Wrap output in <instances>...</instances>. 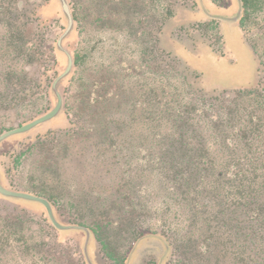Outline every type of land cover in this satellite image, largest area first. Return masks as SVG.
Returning <instances> with one entry per match:
<instances>
[{"label":"rangeland","instance_id":"obj_1","mask_svg":"<svg viewBox=\"0 0 264 264\" xmlns=\"http://www.w3.org/2000/svg\"><path fill=\"white\" fill-rule=\"evenodd\" d=\"M67 1L70 9L74 8L76 21L63 48L73 61L78 58L80 68L75 74L73 67L58 86L63 109L56 119L0 144V181L16 192L24 191L15 187L39 180L50 188L48 172L45 176L40 172L42 167H56L57 200L44 199L61 225L90 231L88 254L93 264H119L130 239L126 240L127 235L109 238L112 256L106 261L97 236L103 238L107 233L105 229L96 232L97 225L118 219L122 207L129 203L140 209L143 201L150 213L140 223L157 228L164 236L146 232L132 245L125 264H160L163 258L162 264H179L168 237L185 235L178 231L184 220L183 208L178 210L175 201L163 195L148 196L156 190L153 185L141 197L140 182L131 188L126 184L140 176L137 165L143 154L135 143L168 130L174 110L159 115L165 105H195L197 111L192 113L198 117L203 105L199 96L258 85L264 71V0H250L246 8L242 1L241 16L233 24L205 16L199 0ZM204 4L213 15L235 17L238 12L237 0H204ZM6 11L9 13L4 14ZM67 26L58 0H0V136L56 107L52 86L68 66L57 43ZM89 85L88 93L85 88ZM259 95L264 99V86L248 96L250 101L242 97L233 100L238 105L264 101ZM233 100L229 105H235ZM69 116L78 119L76 127L68 124ZM158 118L163 125L159 131L153 127ZM126 120L131 128L121 130L117 123ZM91 129L97 135L87 133ZM39 138L52 144L41 148L35 145ZM114 153L123 168L100 165L90 169L83 163L87 156L89 165L98 158H104L105 164ZM71 154L75 158L70 162ZM105 172L113 176L108 178ZM166 200L170 205H165ZM97 201L103 202L98 203L101 206L94 203ZM112 203L115 210L105 212ZM189 225L190 234L199 235L200 228ZM52 228L44 206L0 195V264H89L83 231ZM53 243L58 245L57 253L47 251Z\"/></svg>","mask_w":264,"mask_h":264},{"label":"trees","instance_id":"obj_2","mask_svg":"<svg viewBox=\"0 0 264 264\" xmlns=\"http://www.w3.org/2000/svg\"><path fill=\"white\" fill-rule=\"evenodd\" d=\"M242 1L245 8L251 2ZM8 13L9 11H6L4 14ZM72 15L76 21L74 8ZM248 45L253 53H256L255 47ZM174 59L173 63L178 65ZM261 66L264 68L262 63ZM74 67L76 74L80 68L77 57L74 59ZM45 69L48 71V68ZM262 86L264 71H261L259 83L254 89L224 91L216 96L196 95L203 104L201 115L198 117L192 113L197 111L195 105H183L178 108L165 105V109L159 111V115L174 110L168 130L164 133H153L154 135L151 133L153 139L145 138L142 139V143L137 141L135 143L136 148L143 154L137 165L140 176L126 184L131 188L133 183L140 182L138 189L141 197L145 196L144 192L153 185L156 190L149 192L148 196L163 195L175 201L178 210L183 208L181 213L185 214L184 220L178 231L181 229L185 235L177 237L173 233L168 237L170 242L168 246L173 247V256L179 264H264V101L257 100L256 103H250L251 105H238L233 100L234 97H242L250 101V95L259 93ZM90 89L91 85L85 88V91L88 90L89 93ZM259 97L263 99V96ZM231 100L235 105H229ZM69 119L68 124L74 127L79 124L77 118L69 116ZM117 124L121 130L126 126L128 129L131 128L127 120ZM153 127L158 131L163 127L159 118L157 125ZM87 133L97 135L94 129ZM126 140L125 138V145L128 142ZM101 143L107 145L106 141L101 140ZM49 144H52L51 141L45 138L40 139L35 145L42 148ZM69 158L71 162L75 157L71 154ZM103 160L106 161L104 158H98L93 161V165H89L88 157H83V163L90 169L98 168L100 165L117 169L120 166L124 167L115 153L109 162L103 164ZM105 173L108 174V178L113 176ZM45 174L53 187L49 188L39 180L37 184L15 189L56 202V189L59 186L58 169L42 167L40 176ZM126 174L127 172L124 175ZM47 189H51L52 192L49 193ZM87 192L89 193L90 189ZM117 193L118 191L111 192L110 195ZM103 202L94 203L99 205L98 203ZM141 204L140 209L135 204L124 205L118 219L114 221L108 219L97 225L96 232L98 229H105L103 232L107 233L102 238L101 234L97 236L94 231L106 261L112 256L108 251L109 238L112 236L121 238L127 235L126 240L130 238L119 264H125V257L132 245L146 232L164 236V233L157 232V228L145 227L140 223L145 220L146 214L150 213V210L147 211L148 205L143 201ZM165 205H170V202L166 200ZM109 209L115 210L113 203L105 212ZM189 224L200 228L199 235L190 234ZM54 228L52 230H55ZM57 247L58 245L53 243L47 251L57 253Z\"/></svg>","mask_w":264,"mask_h":264},{"label":"water","instance_id":"obj_3","mask_svg":"<svg viewBox=\"0 0 264 264\" xmlns=\"http://www.w3.org/2000/svg\"><path fill=\"white\" fill-rule=\"evenodd\" d=\"M58 1L61 5L62 12H63V15H64L67 23H68V26H67L65 33L59 39V41L57 43V48L60 52L64 53L67 56L68 66H67L66 71L55 80V82L53 83V86H52V93L57 98L56 107L51 112H49L48 114L36 119L35 121H33L27 125H24L22 127H19L17 129H12V130L4 133L3 135L0 136V144L2 142H4L5 140L11 138V137L28 133V132L34 130L35 128L39 127L40 125L49 123V122L53 121L54 119H56L61 114V111L63 109V99H62L61 94L58 91V86L63 80H65L66 78H68L70 76V74L73 71V67H74L73 58H72L71 54L63 48V42L73 32L75 23H74V19H73L72 12H71L70 5H69L68 1L67 0H58ZM237 4H238L237 15L235 17H225V16H221V15L210 14L209 11L205 7L204 0H199V5L201 8V11L204 13L205 16H207L210 19L219 20V21L227 23V24H233L239 20L241 13H242V7H243L242 6V0H237ZM0 195L6 199L15 200V201H25V202L39 204V205L44 206L48 211V215H49V219H50L51 223L59 231H63V232H65V231H83L86 234V242H85V248H84L85 257H86L89 264H93L91 259L89 258V254H88L89 244H90V240H91V233L87 228L77 227V226H63V225H61L57 221V219L54 215V212H53V208H52L51 204L49 203V201H47L44 198H41V197H38L35 195H31L28 193L8 190L5 187H3L1 181H0ZM139 243H140V241L137 242V246ZM168 253H169V248L167 247L165 255H167ZM163 260H164V258L161 260L160 264L163 263ZM128 264H129V262H128Z\"/></svg>","mask_w":264,"mask_h":264}]
</instances>
